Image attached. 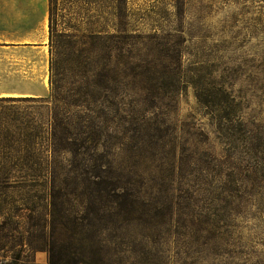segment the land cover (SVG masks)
I'll return each mask as SVG.
<instances>
[{
	"label": "rangeland",
	"instance_id": "1",
	"mask_svg": "<svg viewBox=\"0 0 264 264\" xmlns=\"http://www.w3.org/2000/svg\"><path fill=\"white\" fill-rule=\"evenodd\" d=\"M45 2L43 27L37 6L35 19L36 39L42 30L47 50V89L0 101V264H33V253L45 251L52 184L64 194L54 213L63 222L59 235L92 264H264V181H251L255 161L242 134L264 128V0H58L57 30L85 38L75 53L61 45L57 56ZM148 34L157 37L151 42ZM176 35L185 38L182 70L213 59L214 75L232 76L241 96V132L228 157L235 169L221 164L219 172L226 189L227 173L239 178L237 197L224 194L211 208L217 200L208 197L207 181L212 187L216 177L207 157L223 160L226 140L192 86L173 89L163 78L159 93L148 88L151 51ZM165 63L158 66L169 80L174 64ZM26 164L41 173L33 185ZM131 164L146 201L122 221L109 217L102 199L97 218V204L81 195L80 173ZM23 179L27 184L16 182Z\"/></svg>",
	"mask_w": 264,
	"mask_h": 264
},
{
	"label": "trees",
	"instance_id": "2",
	"mask_svg": "<svg viewBox=\"0 0 264 264\" xmlns=\"http://www.w3.org/2000/svg\"><path fill=\"white\" fill-rule=\"evenodd\" d=\"M57 2L58 0H48V37L51 53L57 56L61 45L63 48L66 47V49L75 53L76 45L81 42L83 43V38H85V36L75 38V35L73 34L57 30ZM118 8L120 9V4L118 5ZM178 10H180V5ZM124 30L125 29L123 28H118L119 34ZM175 32V34H182L183 30L176 29ZM105 35L100 36L99 34L90 33L88 37L101 39L104 38ZM176 36L177 41L172 44H167L162 40H158L157 44L159 47L157 48L155 55H153L151 51L154 59L151 60L152 62L145 70L147 77L150 79L148 88L154 93H159L163 88V78L166 80V87L173 89H176L182 82L185 85L192 86L197 104L203 108V113L208 114L209 119L215 124L218 133L226 140V144L228 145L226 151H228V153L225 155V158L223 156V160L216 159V157L211 156V154L207 157L209 158V166H207L208 170L213 172V177H216V185H213L212 187V179L207 181L209 187L206 188V193L208 197L210 196L211 200H217L209 204V207L211 208L214 203L221 202L226 198L224 194L233 198L237 197L236 193L238 190L239 178L233 173H227L226 181H229L230 189H226L221 180L222 175L219 174V172L221 164L232 165V168L235 169L233 163L229 162L228 157H232L237 147L238 137L235 136V131L237 130L241 132L239 128L241 122L238 120L239 118L236 117V112L239 111L241 105V96L240 94L237 95L233 93L232 76H229L228 74H219L217 77L214 75L216 70L211 68L213 63L209 64L210 62H213V59L205 58L204 62L200 63L199 66L192 68L186 67L182 70L181 51L179 47L182 45L181 42L185 40V38L180 35ZM154 37L157 36L155 34H148L147 40L153 42ZM159 38L164 39V37ZM77 56L79 55H76V58ZM166 60L173 61L174 64L170 69L169 75L171 78L169 80L165 77V72L168 69H159L158 66L159 62L165 63ZM53 63H55V60L50 63L51 68L53 67ZM140 73L142 74V70ZM164 91H168V89H165ZM153 95L159 96L158 94ZM236 97L237 101H235ZM5 99L11 100V98L7 97L0 98V101ZM1 121L2 120H0V125ZM242 134L244 135L243 137L246 138L247 144L251 146L249 152L252 155L251 158L255 161V173L253 177H251V181H264V128H261L258 125L254 133L251 131L246 132L245 130ZM151 137L149 138L151 139ZM145 142L149 148L154 145L150 144V141ZM134 164L135 163H133V165ZM133 165L131 164L128 167V170H125L124 168L120 170L112 168L109 174H101L98 171L94 173H80L79 178H77V184L81 187V195L85 197L86 202L95 205L97 204V218H102V215H98V213L105 208V203L100 205L102 199L109 204V208L111 209L109 217L120 219L122 221L127 218H132L138 206L146 201L139 195L138 187L135 185L136 178H139L140 174ZM25 166L27 167L26 172H29L26 173V175H30V181H32L29 185H33L35 177L39 176L41 173L38 167L33 168L30 167L31 165L27 166V164ZM258 166L259 170L256 169ZM42 175L46 178L47 173ZM3 177L6 181L9 178V176L5 175H3ZM50 178L51 183H53L57 179V176H50ZM13 181H15V179H13ZM16 182L27 184V179L17 180ZM53 186L54 185L52 184V188L49 192L51 198L50 204L54 207L50 213V215L52 214V218L44 225V228L48 230L47 235L43 240L45 251L47 252V262L48 264H92L88 257H84L74 251H68L65 243L59 235L58 227H63V222H61L60 218H55L54 213H59V209L56 207L58 203L57 201L61 199L60 194H62V196L64 194L61 193V190L59 189L55 191ZM160 215L164 216L165 213L161 212ZM74 240H76V238H74ZM14 258L17 259L18 257L15 256Z\"/></svg>",
	"mask_w": 264,
	"mask_h": 264
},
{
	"label": "crops",
	"instance_id": "3",
	"mask_svg": "<svg viewBox=\"0 0 264 264\" xmlns=\"http://www.w3.org/2000/svg\"><path fill=\"white\" fill-rule=\"evenodd\" d=\"M36 6L43 27L45 0H0V97L43 95L48 57L42 30L36 39ZM33 264H47L45 251Z\"/></svg>",
	"mask_w": 264,
	"mask_h": 264
}]
</instances>
